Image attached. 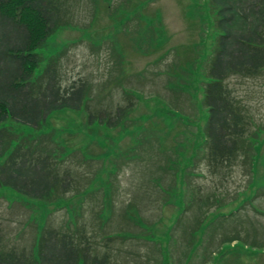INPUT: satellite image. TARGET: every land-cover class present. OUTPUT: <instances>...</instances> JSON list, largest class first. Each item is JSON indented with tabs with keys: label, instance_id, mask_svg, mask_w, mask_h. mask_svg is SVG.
<instances>
[{
	"label": "rangeland",
	"instance_id": "rangeland-1",
	"mask_svg": "<svg viewBox=\"0 0 264 264\" xmlns=\"http://www.w3.org/2000/svg\"><path fill=\"white\" fill-rule=\"evenodd\" d=\"M60 1L66 24L38 49V71L59 54L62 85L85 83L90 98L54 111L39 130L0 127L48 133L40 146L76 150L66 160L73 186L58 201L0 186L1 245L31 251L37 225L71 226L69 214L82 215L94 191L83 214H96L76 226L96 231L113 264H264V73L229 79L249 116L256 172L242 157L214 169L203 100L219 34L210 0ZM131 101L115 124L96 118Z\"/></svg>",
	"mask_w": 264,
	"mask_h": 264
},
{
	"label": "trees",
	"instance_id": "trees-1",
	"mask_svg": "<svg viewBox=\"0 0 264 264\" xmlns=\"http://www.w3.org/2000/svg\"><path fill=\"white\" fill-rule=\"evenodd\" d=\"M210 7L219 34L207 69L203 99L209 109L207 160L218 169L231 165L238 157L249 158L250 168L256 172L249 116L229 79L257 78L264 73V0H210ZM64 23L60 0H0V124L12 120L39 130L54 111L80 108L88 102L85 83L62 85L59 54L51 56L38 71L45 60L38 49ZM132 102L119 106L114 115L101 108L96 118L115 124L116 117L123 116ZM38 137L42 141L53 139L48 133L33 137L8 126L0 127V186H11L31 198L58 201L73 186L67 157L79 153L74 150L66 154L59 147L40 146ZM89 186L77 189L80 194L76 196H82ZM91 192L87 191L82 201V215L69 214L71 226L67 222L61 225L65 231L43 225L39 232L37 225L31 251L0 242V264H113L109 251L100 252L103 246L96 241V231L88 233L86 227L76 226L78 218L86 222L96 214L93 208L89 209V218L83 214L88 211L83 206ZM254 196L244 202L252 201Z\"/></svg>",
	"mask_w": 264,
	"mask_h": 264
}]
</instances>
